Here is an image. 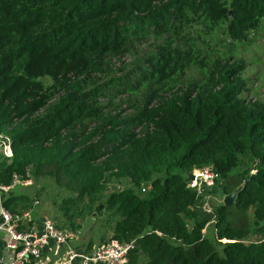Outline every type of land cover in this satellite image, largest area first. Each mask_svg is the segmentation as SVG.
Segmentation results:
<instances>
[{"label":"trees","instance_id":"16d2710c","mask_svg":"<svg viewBox=\"0 0 264 264\" xmlns=\"http://www.w3.org/2000/svg\"><path fill=\"white\" fill-rule=\"evenodd\" d=\"M263 18L264 0H0V185L31 182L3 207L32 210L50 179L67 193L54 225L77 235L94 217L102 245L134 243L127 264H264V105L244 96V61L207 67L199 48L211 32L244 42ZM208 166L205 195L242 188L213 215L187 188Z\"/></svg>","mask_w":264,"mask_h":264},{"label":"built area","instance_id":"2783aa9c","mask_svg":"<svg viewBox=\"0 0 264 264\" xmlns=\"http://www.w3.org/2000/svg\"><path fill=\"white\" fill-rule=\"evenodd\" d=\"M2 140V142H1ZM0 153L10 159L12 157L11 143L8 139L3 141L0 136ZM218 174L211 167L196 168L191 171L187 181V188L194 190L197 197L203 196L201 208L207 214L214 213V200L212 196L205 195V191H211ZM30 181H19L14 177L10 186L0 185V231L5 236V250L11 254V259L5 264H47L44 261L43 252L46 247L54 245L55 248L65 247L63 260L60 264H127L128 256L134 250V243L120 244L110 240L107 244L93 248L90 252L76 251L69 247V244L76 239V234L68 229H58L53 222L44 221L40 233L32 230H24L20 225V217L13 216L2 204L4 194L8 193L17 185L28 186ZM144 192V189L142 190ZM5 194V195H6ZM222 202V201H221ZM211 224L206 225L202 231V236ZM215 239V231H213ZM222 242H225L223 240Z\"/></svg>","mask_w":264,"mask_h":264},{"label":"rangeland","instance_id":"374dc122","mask_svg":"<svg viewBox=\"0 0 264 264\" xmlns=\"http://www.w3.org/2000/svg\"><path fill=\"white\" fill-rule=\"evenodd\" d=\"M211 34H214V36ZM199 42V48L202 50L201 54L203 55L204 53L208 57L207 67L212 64L214 60L219 58L224 59L228 57L234 59L236 62L244 61L245 68L241 77L248 89V92H246L244 96L247 98V101H251L253 103L258 102L264 105V18L261 20L259 27L252 31L247 40L244 42H232L219 32L208 33V36H204L203 40ZM152 45L153 42L151 40L145 45H140L138 48L139 50H137L138 52L136 51L134 55H127L119 60H111L109 64L110 71L113 74L120 76L119 70L123 67H125V70L130 69V67L133 66L139 58H141L142 54L150 50ZM192 78L202 79L203 74L197 68H193L189 73H187V75H185L183 80L187 82ZM123 109L126 110V107L123 106ZM126 113H131V110H127ZM42 183L44 184V188L40 191V196L34 206L37 208L36 211L38 213L48 218L50 222H55L54 219L57 220V218L52 206L53 199L57 198L58 202H60L62 199L59 195L64 197L67 193L50 179H43L39 185H36L37 189L38 186L42 185ZM18 190L19 188L16 186L12 191L16 192ZM109 190L112 189L109 188ZM212 198L215 204H220L224 197L212 196ZM231 215L232 225H237L239 217L236 216L235 211H233ZM91 218L92 220L88 218L86 221L82 222L81 229L78 234L79 243H81V248L85 249L82 250L84 252H90L94 247L102 245L97 244L100 241L99 233L101 224L100 222H95L94 224V217ZM95 218L96 220L99 219L98 217ZM213 229V225H210V234L213 233Z\"/></svg>","mask_w":264,"mask_h":264},{"label":"crops","instance_id":"0c3cea01","mask_svg":"<svg viewBox=\"0 0 264 264\" xmlns=\"http://www.w3.org/2000/svg\"><path fill=\"white\" fill-rule=\"evenodd\" d=\"M23 191H24L23 188H20L16 192H10V194L8 192V194L6 196H5V194H6L5 193L3 196V199H2V204L5 200V198L8 197V195L9 196L19 195ZM36 209L37 208L35 206H33L32 210L25 211L22 213L21 216H19L20 217V225H21L22 229L32 230V231H35L36 233L41 232L43 223H44V221H47L48 218L42 216L40 213H38L36 211ZM0 221H1V219H0ZM78 234H79V232L76 235V239L69 244V247L76 250V251L84 252L82 250H85V249L81 248V243H79V235ZM89 242H90V239H89ZM97 244H102V242L99 241V243H97ZM94 248H96V247H94ZM64 251H66L65 247L55 248L54 245L50 244V246L46 247L44 252H43V258H44L43 260L48 262L47 264H60L62 262V260L64 259L63 258ZM10 259H11V254L5 250L4 233L2 231H0V264H5V263L9 262ZM72 264H78V263L74 262Z\"/></svg>","mask_w":264,"mask_h":264},{"label":"water","instance_id":"95a60500","mask_svg":"<svg viewBox=\"0 0 264 264\" xmlns=\"http://www.w3.org/2000/svg\"><path fill=\"white\" fill-rule=\"evenodd\" d=\"M241 190H242V188L240 187V188H238L237 190H235L234 192H232L231 194L225 196V197L223 198V205H224L225 207H228V206L233 205V204H234V201H235V199H236L237 194H238Z\"/></svg>","mask_w":264,"mask_h":264},{"label":"clouds","instance_id":"9594fccd","mask_svg":"<svg viewBox=\"0 0 264 264\" xmlns=\"http://www.w3.org/2000/svg\"><path fill=\"white\" fill-rule=\"evenodd\" d=\"M222 202H223V199H222Z\"/></svg>","mask_w":264,"mask_h":264}]
</instances>
